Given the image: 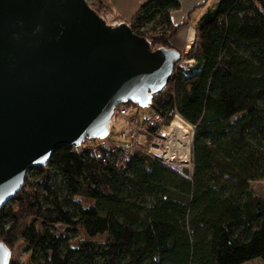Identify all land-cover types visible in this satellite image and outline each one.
I'll use <instances>...</instances> for the list:
<instances>
[{"label":"trees","instance_id":"trees-1","mask_svg":"<svg viewBox=\"0 0 264 264\" xmlns=\"http://www.w3.org/2000/svg\"><path fill=\"white\" fill-rule=\"evenodd\" d=\"M179 8L149 0L127 23L150 47L170 48ZM194 28L192 66L175 64L147 106L193 125L190 177L122 144L57 145L0 208L8 264L264 262V198L251 185L264 180V0H218ZM80 227L88 237L73 245ZM19 243L24 259L9 249Z\"/></svg>","mask_w":264,"mask_h":264},{"label":"water","instance_id":"water-1","mask_svg":"<svg viewBox=\"0 0 264 264\" xmlns=\"http://www.w3.org/2000/svg\"><path fill=\"white\" fill-rule=\"evenodd\" d=\"M181 58L86 0H0V208L55 146L104 139L120 103L150 105Z\"/></svg>","mask_w":264,"mask_h":264},{"label":"built area","instance_id":"built-area-1","mask_svg":"<svg viewBox=\"0 0 264 264\" xmlns=\"http://www.w3.org/2000/svg\"><path fill=\"white\" fill-rule=\"evenodd\" d=\"M180 66L187 67L192 65H183L179 64ZM121 108L125 109L126 107L136 105L134 103H120ZM138 106V105H137ZM117 108V107H116ZM116 108L113 111V116L111 119L116 115ZM176 116H180L176 113L173 118L170 120L169 123H166L163 120V117L153 111L152 116L150 119H146L145 125L141 126V128H137L133 126L132 131L130 134V143L122 144L125 149H140L145 152L148 156L152 157L154 160H158L162 164L171 167L175 171L179 172L180 174L186 176L187 178L190 177L192 172L193 165L191 163V140L193 136V125L190 124L188 121H185L181 116V120L188 125L187 130L188 134H190V140L188 142V147L186 148V143L184 140L179 138L177 135V128L172 123V120L176 118ZM111 119L109 121V130L112 128ZM170 124V125H169ZM149 126L154 129L153 132L150 131ZM110 133V131H109ZM138 133L141 134L139 138L136 139ZM183 136H187L184 134ZM158 138L163 139V142L157 140ZM187 141V138H185ZM98 141V142H96ZM86 142V146L95 147L101 144L102 146L108 147V143L104 142L102 138H88L83 141ZM82 142V143H83ZM81 143V144H82ZM97 143V144H96ZM79 144L77 147L81 146ZM83 145V144H82ZM75 147V148H77Z\"/></svg>","mask_w":264,"mask_h":264},{"label":"rangeland","instance_id":"rangeland-1","mask_svg":"<svg viewBox=\"0 0 264 264\" xmlns=\"http://www.w3.org/2000/svg\"><path fill=\"white\" fill-rule=\"evenodd\" d=\"M205 1H207V0H205ZM86 2L88 3V5L94 3L95 7L98 8L99 13H101L104 16V18L106 19V22H115V20L118 18L117 14H115L113 12L111 6L109 5L111 2L110 0H103V2H105L106 5L108 6V7H104L103 9L100 8L95 2H92L91 0L86 1ZM202 11H203L202 9H198L196 11L195 15H198V12L200 13ZM196 21L194 22V25H195ZM194 25H189L188 22H185V23H183L182 26L187 27V28H191V26H192V28L195 30ZM170 47H172V46H170ZM156 48H159L158 44H153V46L150 47V49H156ZM180 54H182V58L176 65L180 66L179 64H183V65H188V63H189V65L192 64V60L186 59L185 52L184 53L181 52ZM115 112H116V115L111 119L112 128L110 130V133L108 134L107 137H105L103 139V141L106 143L111 142V143H116V144H120V145L121 144H127L128 145L131 141L130 140V134H128V133L130 131H132L133 126H136L137 128L140 129L141 126L145 125V122H143V120L150 119L152 116V113H151V111H149V108L147 106L139 107L137 105H133V106L126 107L125 109H122L121 104H119L117 106ZM175 119L176 118H174L172 120V123L174 122ZM139 136H141L140 133H138V136H136V139L139 138ZM157 140L163 142V139H161V138L157 137ZM96 142H98V141H96ZM251 185L253 186L254 192L256 194L261 195L264 198V182H263V180H259L256 183H251ZM35 225H36V227L41 229L40 222L38 220L36 221ZM64 230H65V227L61 226L60 224L56 225V227H55V231L57 232V234L64 232ZM87 237L88 236H86L84 230L80 227L78 229L77 238L74 239L71 243L73 245H76L79 241H81V239H84ZM104 238H105V236H103V237L96 236L95 237V239H97V240H103ZM9 249H10V251H12L14 256H18V257H20V259H24L26 257V255L24 254L22 243H19V244L15 245L14 248H9ZM243 264H264V262H262L261 259L256 258V259H251L248 262H244Z\"/></svg>","mask_w":264,"mask_h":264},{"label":"crops","instance_id":"crops-1","mask_svg":"<svg viewBox=\"0 0 264 264\" xmlns=\"http://www.w3.org/2000/svg\"><path fill=\"white\" fill-rule=\"evenodd\" d=\"M110 6L115 14H117L116 22H125L133 18L136 14L138 8L143 3L149 0H110ZM218 0H179L180 8L178 10H174L170 14V21L173 22L174 25H179L180 27L177 29L176 35L172 36L169 40L172 48H176L179 52H187L194 41L195 38V30L193 37L191 40H188L189 29L187 27L182 26L183 23L188 22L189 25H194V22L205 12L207 7H210L215 4ZM204 4V5H203ZM198 9H202V12H198V15H195ZM264 182V180H263Z\"/></svg>","mask_w":264,"mask_h":264},{"label":"bare ground","instance_id":"bare-ground-1","mask_svg":"<svg viewBox=\"0 0 264 264\" xmlns=\"http://www.w3.org/2000/svg\"><path fill=\"white\" fill-rule=\"evenodd\" d=\"M189 35H188V40H191L194 34V31L190 28L189 29ZM175 127L177 128V135L179 136V138H181L182 140L185 141L186 143V148L188 147V142L190 140V134H188V130H187V126L180 118V116H176V119L174 120ZM184 134H187V136H183ZM187 138V141L186 139Z\"/></svg>","mask_w":264,"mask_h":264}]
</instances>
